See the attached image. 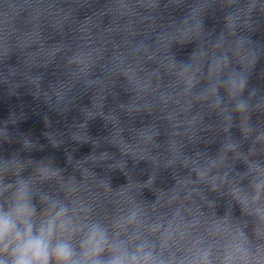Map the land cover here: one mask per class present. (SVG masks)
I'll list each match as a JSON object with an SVG mask.
<instances>
[{"label": "clouds", "instance_id": "9594fccd", "mask_svg": "<svg viewBox=\"0 0 264 264\" xmlns=\"http://www.w3.org/2000/svg\"><path fill=\"white\" fill-rule=\"evenodd\" d=\"M25 209L18 210L23 215ZM30 216L31 213L29 212ZM23 236L16 230V223L7 214L0 215V254L10 253L11 264H49L51 257L48 253L49 238L53 230V222L47 228H41L37 237L32 236V225L28 219L23 220ZM11 250V251H10ZM57 264H69L70 255L67 245H59L55 250ZM119 264V262H113Z\"/></svg>", "mask_w": 264, "mask_h": 264}, {"label": "water", "instance_id": "95a60500", "mask_svg": "<svg viewBox=\"0 0 264 264\" xmlns=\"http://www.w3.org/2000/svg\"><path fill=\"white\" fill-rule=\"evenodd\" d=\"M82 1L86 0H0V30Z\"/></svg>", "mask_w": 264, "mask_h": 264}]
</instances>
